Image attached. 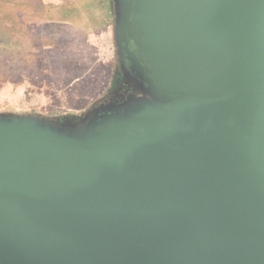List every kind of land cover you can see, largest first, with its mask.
Here are the masks:
<instances>
[{
	"label": "water",
	"instance_id": "95a60500",
	"mask_svg": "<svg viewBox=\"0 0 264 264\" xmlns=\"http://www.w3.org/2000/svg\"><path fill=\"white\" fill-rule=\"evenodd\" d=\"M118 3L151 99L0 118V264H264V0Z\"/></svg>",
	"mask_w": 264,
	"mask_h": 264
},
{
	"label": "rangeland",
	"instance_id": "374dc122",
	"mask_svg": "<svg viewBox=\"0 0 264 264\" xmlns=\"http://www.w3.org/2000/svg\"><path fill=\"white\" fill-rule=\"evenodd\" d=\"M119 12L118 0H0V118L81 126L151 99L132 74L122 92Z\"/></svg>",
	"mask_w": 264,
	"mask_h": 264
},
{
	"label": "flooded vegetation",
	"instance_id": "af4514ba",
	"mask_svg": "<svg viewBox=\"0 0 264 264\" xmlns=\"http://www.w3.org/2000/svg\"><path fill=\"white\" fill-rule=\"evenodd\" d=\"M125 55H126V70L123 71L122 75L119 76L121 79L120 84L122 82L123 84V90L122 92L125 93L127 92L129 94L130 91V82L132 81L130 79L131 74L136 77V79L141 81L142 79L145 82V76H144V66L145 64L141 62L140 57L138 56L136 50H135V45L134 42L130 39L128 40V44L125 48H123ZM146 84V82H145ZM137 86V85H136Z\"/></svg>",
	"mask_w": 264,
	"mask_h": 264
},
{
	"label": "crops",
	"instance_id": "0c3cea01",
	"mask_svg": "<svg viewBox=\"0 0 264 264\" xmlns=\"http://www.w3.org/2000/svg\"><path fill=\"white\" fill-rule=\"evenodd\" d=\"M60 19H63V18L60 17ZM64 21H66V20H64ZM37 22H38V21H37Z\"/></svg>",
	"mask_w": 264,
	"mask_h": 264
}]
</instances>
